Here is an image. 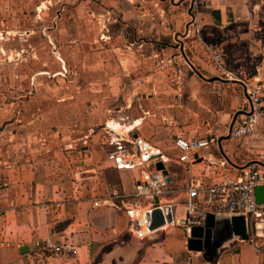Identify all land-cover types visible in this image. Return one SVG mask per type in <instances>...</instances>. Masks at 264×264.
Segmentation results:
<instances>
[{
    "label": "crops",
    "instance_id": "crops-1",
    "mask_svg": "<svg viewBox=\"0 0 264 264\" xmlns=\"http://www.w3.org/2000/svg\"><path fill=\"white\" fill-rule=\"evenodd\" d=\"M91 2L107 5L122 28L148 32V39L140 36L126 49L120 43L98 57L88 55L94 73L102 60V80L91 85L102 92L87 95L93 102L84 121L101 123V134L89 130L70 142L72 134L59 131L55 147L37 146L20 160L0 161V264H264V217L255 218L262 230L250 234L247 229L246 241L229 236L220 223L211 260L204 252L187 250L175 223L184 214L190 185L235 176L241 165L264 160L262 123L249 138L230 134L234 116L248 109L244 85L253 79L264 84V19H256L264 0H159L154 3L164 6L159 21L146 19L144 6L133 0ZM138 40L148 43L147 60L141 58ZM160 54L168 57L161 64ZM215 77L221 81H209ZM116 135L148 141L170 177L169 188L176 191L162 201L171 204L172 223L156 232L138 235L126 214L104 201L110 189L131 194L139 177L137 168L118 169L109 159ZM176 136L212 142L194 153L192 163H180ZM35 240L70 244L77 253L51 255L35 248Z\"/></svg>",
    "mask_w": 264,
    "mask_h": 264
},
{
    "label": "rangeland",
    "instance_id": "rangeland-1",
    "mask_svg": "<svg viewBox=\"0 0 264 264\" xmlns=\"http://www.w3.org/2000/svg\"><path fill=\"white\" fill-rule=\"evenodd\" d=\"M91 1L0 0V126L4 124L0 129V161L20 160L37 146L55 147L59 131L72 134L70 142L89 130L104 131L101 123L84 121L89 117L86 109L93 102L87 95L97 97L102 92L99 86L91 87L102 80V60L95 65L98 73H94L88 55L98 57L121 45L126 49L128 42L140 36L148 39V32L136 34L122 28L107 5L95 7ZM133 1L144 6L146 19L159 21V9L164 8L154 6L159 0ZM256 19L263 21V6ZM258 26L260 30L262 25ZM137 42L142 45L141 58L147 60L148 43ZM102 58L107 60L106 56ZM167 59L160 54L157 62ZM173 229L169 228L170 234ZM248 231L255 233L254 224Z\"/></svg>",
    "mask_w": 264,
    "mask_h": 264
},
{
    "label": "built area",
    "instance_id": "built-area-1",
    "mask_svg": "<svg viewBox=\"0 0 264 264\" xmlns=\"http://www.w3.org/2000/svg\"><path fill=\"white\" fill-rule=\"evenodd\" d=\"M214 61L220 65V56ZM244 85V93L248 109L236 114L230 134L234 138L246 139L258 132L260 123L264 127V84L257 79ZM264 131V128H263ZM212 142L209 137L176 136L174 146L180 163L195 161L194 153L208 147ZM150 143L137 135L122 138L112 136L108 157L118 169L139 170L134 190L129 195L110 189L105 202L123 211L130 221L132 230L138 235L148 233L149 213L154 206V198L163 206L162 201L168 199L176 191L169 188L167 176L155 169L156 160L152 157ZM264 187V160L249 161L238 168L235 176L224 175L211 184L193 183L186 189L184 214L176 220V225L183 231L186 240L194 227L204 225L207 214L215 216H242L246 228L254 224L255 218L264 217V197L261 203L256 200V188ZM179 194V193H178ZM94 205H97L95 202ZM257 231V226L254 224ZM145 229V231H144ZM256 238H261L257 234ZM35 248L46 250L51 255H76L77 249L70 244L55 245L51 240H35ZM264 252V246L261 247Z\"/></svg>",
    "mask_w": 264,
    "mask_h": 264
},
{
    "label": "water",
    "instance_id": "water-1",
    "mask_svg": "<svg viewBox=\"0 0 264 264\" xmlns=\"http://www.w3.org/2000/svg\"><path fill=\"white\" fill-rule=\"evenodd\" d=\"M188 13L191 18H194L190 11ZM214 80L221 81L219 77H215L213 79H210L209 81ZM235 117L236 115L234 116L233 121L231 123L230 131L234 123ZM3 127L4 124L0 126V129H2ZM158 155V153H154L152 154V157H157ZM154 166L156 170L162 171V173L167 176V171L165 170V167L161 161H156ZM167 182H170V177H167ZM255 192L257 202L261 203L262 198L264 197V187H257ZM149 219L150 222L147 227V230L149 232H156L164 225L172 223L171 204L160 206L158 199L155 197L154 206L149 213ZM220 223L223 224L225 228L229 230V236L232 235L243 241L248 240L247 228L245 225L244 218L242 216L222 218L213 214H207L205 217L204 225L194 227L191 230L190 237L186 240L187 250L191 252H204L205 255L209 257V260H211L214 254V247L218 246L219 244L218 242H213V235L214 231Z\"/></svg>",
    "mask_w": 264,
    "mask_h": 264
},
{
    "label": "bare ground",
    "instance_id": "bare-ground-1",
    "mask_svg": "<svg viewBox=\"0 0 264 264\" xmlns=\"http://www.w3.org/2000/svg\"><path fill=\"white\" fill-rule=\"evenodd\" d=\"M218 217H220V216H218ZM218 219H220V218H218ZM257 229H261V226L258 225ZM144 231H145V229H144Z\"/></svg>",
    "mask_w": 264,
    "mask_h": 264
}]
</instances>
